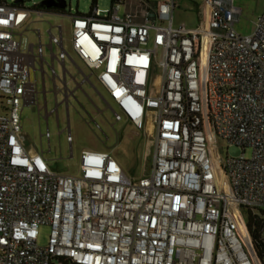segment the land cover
I'll return each mask as SVG.
<instances>
[{"label":"built area","instance_id":"2783aa9c","mask_svg":"<svg viewBox=\"0 0 264 264\" xmlns=\"http://www.w3.org/2000/svg\"><path fill=\"white\" fill-rule=\"evenodd\" d=\"M128 1L69 16L70 47L85 76L63 48L61 27L47 32V59L39 31L37 46L15 40L31 13L46 12L0 0V264H260L242 212L264 211V12L240 35L233 0H202L192 29L173 26L174 0H135L123 11ZM36 63L44 110L45 79L53 86L45 120L57 118L58 93L68 110V78L80 89L94 76L111 127L124 121L141 131L147 123L149 174L129 177L110 154L93 150L81 152L78 177L52 171L22 133L23 109L37 106ZM40 137L48 142L47 130ZM216 140L242 154L220 159ZM41 226L49 229L45 246L37 244Z\"/></svg>","mask_w":264,"mask_h":264},{"label":"rangeland","instance_id":"374dc122","mask_svg":"<svg viewBox=\"0 0 264 264\" xmlns=\"http://www.w3.org/2000/svg\"><path fill=\"white\" fill-rule=\"evenodd\" d=\"M7 4H11L14 0H5ZM43 0H23L22 8L27 10H35L39 3ZM141 1H160V0H141ZM66 8L60 10L58 14L43 13L38 15L35 11L26 20L25 24L16 30L15 40L21 42L22 45L37 46L38 38L36 31L41 35V42L44 45V57L47 59L48 50V30L51 26L61 27L62 36L64 39L63 48L65 52L76 62L85 76L89 75L87 70L78 61L70 47V19L69 16L88 15L89 12L96 7L100 12L109 11L111 8V0H96L92 5L91 0H64ZM202 0H174L175 8L172 13L173 26L184 25L187 29L196 28L199 25V16L197 7L200 6ZM235 7L241 9L242 15L239 22L236 23V31L240 35H249L252 30V23L264 11V0H233ZM22 33V37L20 34ZM52 34L57 36L55 29ZM58 47L54 48V53L57 54ZM66 68L73 76L76 75V70L72 67L69 59L66 58ZM35 86L37 92V106L26 107L21 114L22 133L26 136V145L33 150L41 152L46 160L49 168L61 175L78 177L80 174V154L82 151H104L109 153L122 167L127 176L141 177L149 174L152 150H153V135L151 128L146 123L141 131L135 130L132 126L124 121L114 123L112 113L108 110L104 102L99 96L89 88V84L85 83L80 89H75V83L67 79L66 85L69 92L73 94L68 98V110L66 111L64 96L58 93L56 102L59 104L57 110V118L55 115H50L44 119L45 110L50 112L54 108V94L52 83L45 79V110L44 98L42 94V81L39 65H35ZM55 72L61 76V68L58 64L54 65ZM45 73L49 74V70L45 67ZM154 78L159 75L157 69H154ZM31 79L34 82V74L31 69ZM93 80V77L91 78ZM76 82H81V76H76ZM94 82V80H93ZM58 90L63 86L58 81L56 83ZM104 97H106L103 94ZM91 102L100 110L103 111V116L96 114ZM112 104V103H111ZM39 111L37 112V110ZM0 107V114H2ZM96 122L100 129L97 130L93 123L89 124L90 118ZM68 125H67V118ZM69 127L72 144L69 148L66 142L67 131L60 132ZM49 134V141L40 135L45 132ZM104 135L107 137L104 138ZM215 148L220 159L224 157L235 158L242 154V149L238 146H228L222 140L215 141ZM251 155L250 149L244 150V156L249 158ZM244 216V211L242 212ZM245 218V216H244ZM39 246H45L49 234L47 227L41 226L38 229ZM264 237V231H263ZM57 262V261H56Z\"/></svg>","mask_w":264,"mask_h":264},{"label":"trees","instance_id":"16d2710c","mask_svg":"<svg viewBox=\"0 0 264 264\" xmlns=\"http://www.w3.org/2000/svg\"><path fill=\"white\" fill-rule=\"evenodd\" d=\"M95 1L96 0H91L92 5L95 4ZM36 10L39 11L43 10L46 13H55V14H58L60 12V10H56V9L45 10L39 7ZM244 212H245L244 213L245 224L251 238L254 252L260 264H264V237H263L264 211L245 210ZM63 264H68V263L63 262Z\"/></svg>","mask_w":264,"mask_h":264},{"label":"crops","instance_id":"0c3cea01","mask_svg":"<svg viewBox=\"0 0 264 264\" xmlns=\"http://www.w3.org/2000/svg\"><path fill=\"white\" fill-rule=\"evenodd\" d=\"M147 2H149V3H151V4H153V3H155V2H158V1H147ZM135 0H129L128 1V6H126V7H124V9H123V11H133L134 10V8H135ZM234 5V4H233ZM198 8V7H197ZM237 8V7H236ZM238 10H239V17H238V21L237 22H239V19H240V17H241V15H242V11H241V9H239V8H237ZM264 12V11H263ZM262 12V13H263ZM261 13V14H262ZM260 14V15H261ZM259 15V16H260ZM257 19V18H256ZM256 19H255V21H253V23H252V30H251V33H252V31H253V29H254V24H255V22H256ZM236 22V23H237ZM236 23H235V25H234V29H235V31H236ZM237 32V31H236ZM238 33V32H237ZM93 77V80H94V82H93V80L91 79ZM89 88L92 90V91H94L95 92V90H97L98 92H102L101 91V89H100V87L98 86V84H97V82L95 81V79H94V76H90L89 77ZM99 152H104V151H99ZM104 153H107V152H104ZM109 154V153H108ZM111 156V155H110ZM112 157V156H111ZM113 158V157H112ZM114 159V158H113ZM115 160V159H114ZM116 161V160H115ZM116 163L120 166V164L116 161ZM120 168L122 169V167L120 166ZM122 171L125 173V171L122 169ZM126 174V173H125ZM127 175V174H126ZM131 177V176H130ZM132 178H136V177H133L132 176ZM139 178V177H138Z\"/></svg>","mask_w":264,"mask_h":264},{"label":"water","instance_id":"95a60500","mask_svg":"<svg viewBox=\"0 0 264 264\" xmlns=\"http://www.w3.org/2000/svg\"><path fill=\"white\" fill-rule=\"evenodd\" d=\"M14 3L21 4L23 3V0H14ZM38 7L45 10H64L66 8V4L64 0H43L39 3Z\"/></svg>","mask_w":264,"mask_h":264}]
</instances>
